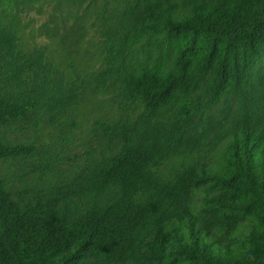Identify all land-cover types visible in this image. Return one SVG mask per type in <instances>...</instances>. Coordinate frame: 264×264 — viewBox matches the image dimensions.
Wrapping results in <instances>:
<instances>
[{
    "label": "trees",
    "instance_id": "obj_1",
    "mask_svg": "<svg viewBox=\"0 0 264 264\" xmlns=\"http://www.w3.org/2000/svg\"><path fill=\"white\" fill-rule=\"evenodd\" d=\"M102 1L90 63L29 43L2 0L0 126L106 110L68 182L0 177V264H264V0Z\"/></svg>",
    "mask_w": 264,
    "mask_h": 264
},
{
    "label": "rangeland",
    "instance_id": "obj_2",
    "mask_svg": "<svg viewBox=\"0 0 264 264\" xmlns=\"http://www.w3.org/2000/svg\"><path fill=\"white\" fill-rule=\"evenodd\" d=\"M109 3L102 0H15V8L8 11L6 16L12 14L18 19L24 28L22 35L27 36L29 43L33 40V43L44 45L53 51L66 48L73 56L84 57L92 63L90 54L94 53L100 42L101 27L98 21L104 11L106 15L111 13ZM2 9L0 0V13ZM166 38L176 37L161 35L159 43L162 44ZM144 45L142 52L147 54L148 60L155 54H160V50L155 47L154 37L149 38ZM164 54L171 64L173 49L165 50ZM105 110L102 105H93L85 112V123L76 127L64 125L52 130L45 127L36 129L26 120L1 124L0 141L4 145H31L34 150L25 164L20 163L21 157L1 160L0 177L11 181L14 191L23 184L36 188L41 183L39 176L43 165L49 164L48 171H45L48 177L46 187L52 183L61 185L68 182L76 166L85 159V151L94 146L87 127L98 115H104ZM74 118L79 120L78 115Z\"/></svg>",
    "mask_w": 264,
    "mask_h": 264
}]
</instances>
